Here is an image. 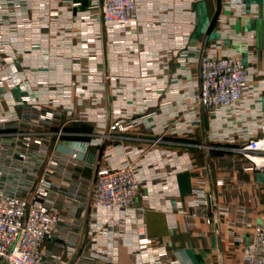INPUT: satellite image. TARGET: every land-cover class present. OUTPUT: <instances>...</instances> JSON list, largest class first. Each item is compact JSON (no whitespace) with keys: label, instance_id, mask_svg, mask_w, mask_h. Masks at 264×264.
Instances as JSON below:
<instances>
[{"label":"crops","instance_id":"crops-1","mask_svg":"<svg viewBox=\"0 0 264 264\" xmlns=\"http://www.w3.org/2000/svg\"><path fill=\"white\" fill-rule=\"evenodd\" d=\"M0 46V186L49 179L46 201L66 220L44 245L47 263L136 264L146 239L166 264H247L264 223V171L241 153L264 137V0H142L137 21L111 25L91 0H0ZM230 53L252 71L246 94L208 109L201 58ZM46 110L55 117L37 122ZM122 118L143 122L111 129ZM26 133L49 140L54 174L46 161H17ZM129 162L142 179V227L117 226L119 213L92 203L97 169ZM202 195L209 205L194 204Z\"/></svg>","mask_w":264,"mask_h":264},{"label":"built area","instance_id":"built-area-1","mask_svg":"<svg viewBox=\"0 0 264 264\" xmlns=\"http://www.w3.org/2000/svg\"><path fill=\"white\" fill-rule=\"evenodd\" d=\"M72 1V0H71ZM74 1V0H73ZM78 4L79 2H74ZM92 9L105 25L115 22L133 23L140 17L142 0H91ZM7 68V58L0 46V74ZM252 71L243 62L240 55L230 53L224 56L204 55L200 62L201 91L197 96L208 109L218 107H237L243 100ZM40 109L39 104H33ZM53 111L41 113L40 120H51ZM139 118L115 120L111 129L128 130L139 125ZM5 125V124H4ZM6 126V125H5ZM61 136V131L58 137ZM20 148L18 162L22 167L46 161V173L54 174L59 159L53 155V148L46 137L41 135H19ZM75 148L71 155L81 158L87 151ZM243 157L259 171H264V137L252 138L241 149ZM0 174L2 171L0 170ZM142 179L136 163H122L101 166L97 169L93 189V206L119 215L113 218L115 225L131 226L137 223L143 226V217L139 212L138 196ZM50 181L45 178L36 187L34 181L28 187L19 183L12 188L0 186V261L2 264H49L46 260L44 245L54 238L65 217L54 211L47 203ZM194 204L209 205L204 195L195 199ZM213 222L212 219H209ZM121 236L120 232H117ZM117 235V236H118ZM136 245V264H166L165 248L155 249L142 239ZM247 264H264V223L256 224L252 230V239L244 247ZM60 264H67L60 260Z\"/></svg>","mask_w":264,"mask_h":264},{"label":"rangeland","instance_id":"rangeland-1","mask_svg":"<svg viewBox=\"0 0 264 264\" xmlns=\"http://www.w3.org/2000/svg\"><path fill=\"white\" fill-rule=\"evenodd\" d=\"M3 73L4 72H2L1 74H0V78L2 77V75H3ZM47 112V110L44 112V113H46ZM140 120H142V118H140ZM143 121V120H142ZM112 125V124H111ZM111 127V126H110ZM3 149H4V147H3ZM17 153V152H16ZM18 161V160H17Z\"/></svg>","mask_w":264,"mask_h":264}]
</instances>
